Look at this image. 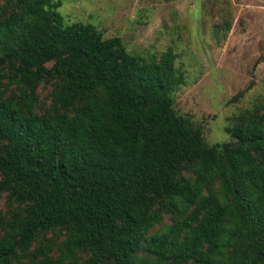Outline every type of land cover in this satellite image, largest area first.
Returning a JSON list of instances; mask_svg holds the SVG:
<instances>
[{
  "label": "trees",
  "instance_id": "obj_1",
  "mask_svg": "<svg viewBox=\"0 0 264 264\" xmlns=\"http://www.w3.org/2000/svg\"><path fill=\"white\" fill-rule=\"evenodd\" d=\"M61 5L0 0V194L19 203L0 264H264V96L209 145L175 109L172 48L136 56Z\"/></svg>",
  "mask_w": 264,
  "mask_h": 264
},
{
  "label": "rangeland",
  "instance_id": "obj_2",
  "mask_svg": "<svg viewBox=\"0 0 264 264\" xmlns=\"http://www.w3.org/2000/svg\"><path fill=\"white\" fill-rule=\"evenodd\" d=\"M54 1H61L66 22L92 23L105 38L119 36L136 56L149 60L172 48L186 80L174 92L175 109L203 130L209 145L230 140L226 127L264 96V0ZM226 23L228 31L222 29ZM52 90L51 84L38 88L37 112L49 107ZM17 208L7 192L0 194V211L7 219ZM164 223H171L169 215ZM49 239L58 245L64 233L39 234L31 249ZM24 264H30L28 259Z\"/></svg>",
  "mask_w": 264,
  "mask_h": 264
}]
</instances>
